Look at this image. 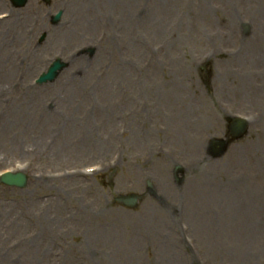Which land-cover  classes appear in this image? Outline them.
I'll return each instance as SVG.
<instances>
[{
  "label": "rangeland",
  "instance_id": "obj_1",
  "mask_svg": "<svg viewBox=\"0 0 264 264\" xmlns=\"http://www.w3.org/2000/svg\"><path fill=\"white\" fill-rule=\"evenodd\" d=\"M79 1L0 0L9 15L0 22V125L10 123V137L31 120L73 117L74 127L66 140L54 126L20 131L16 144L0 139V171L16 165L28 179L22 189L0 183V264H264V93H246L264 91V67L220 52L264 39V0H173L162 15L159 0H133L125 14L110 0H83L92 7L80 14ZM57 57L71 62L35 85ZM250 69L263 74L240 83ZM221 103L249 118L240 138L227 135ZM58 139L91 148L57 155L47 145ZM215 139L228 143L218 155ZM109 156L115 165L93 176L50 178ZM127 195L134 208L117 202Z\"/></svg>",
  "mask_w": 264,
  "mask_h": 264
},
{
  "label": "bare ground",
  "instance_id": "obj_2",
  "mask_svg": "<svg viewBox=\"0 0 264 264\" xmlns=\"http://www.w3.org/2000/svg\"><path fill=\"white\" fill-rule=\"evenodd\" d=\"M110 1L113 2V4L118 5V7L120 8L122 14L123 13L125 14V8L126 7H130L132 5V1L133 0H110ZM172 2H173V0H159L160 6L158 8V12L161 15L167 13L170 10V8H171ZM85 4L88 5V11H91L92 5L89 4V3H84L83 0H80L79 1V6H80V8H83L82 10H80V14H81V12H85V9H84ZM14 18L15 17H13V19L10 21V23H12V25L16 23V21H14ZM124 22L126 24L129 23V25H131V30H130V33H129V36H128L129 37V44H130L133 41V37H132V26H135V24H133L134 21L129 16H127L124 19ZM162 25H163V23L156 24V26L158 28H161ZM0 33H1V37H3L2 32H0ZM255 41H256L255 44H257V47H255V48H249L248 49V52L244 56V59L241 60V63H245V61H248L250 59H254V61H256V63H259V64H261L264 67V48L258 47V42L264 41V39H260V37H257L255 39ZM97 58H98V54H97V56L95 58H93L92 60L89 61L90 62V66L93 63V61L95 59H97ZM70 62L71 61H67L66 63L69 65ZM79 64H78L77 68H83V66L82 65H79ZM121 72H123V71L121 70ZM117 85H116L115 88H118ZM252 87H255V86H252ZM252 87H249V89L247 88V90H246V93H248V96L249 97L250 96H254V98H256V97H258L259 94L264 93L263 89H254ZM64 88H67V86H64ZM128 89H130L129 86H128ZM162 89L164 90V88H158V90H157L158 93L161 92ZM185 114H187V110H185ZM182 118H183V116H182ZM179 120H181V118H179ZM51 126L56 127L54 129L57 130V132H58V138L61 137V139L64 138L66 140L67 139V136H68V133L70 131H72L73 128H74L73 127V117L72 118H68V120H59V121H57V120L43 119V121L41 123H39L37 121H32V120H31V122L29 124H21L19 122V124H16L15 127H18L20 129V131H21V132L20 131L19 132L21 134H23V136H26L27 133L30 134V133H32V131H38L39 132V131H42L44 129H49L50 130L51 129L50 128ZM11 127L12 126L10 125V123L8 121H7V123H4V124H1L0 125V139H4V137H7L9 139V141H8L7 144H10V145L11 144H16L18 142L17 137H18V133H19V132H14V134H13L12 137L8 136V129H10ZM86 127L88 129H90L88 126H86ZM21 128H22V130H21ZM15 130H17V129H15ZM29 131H31V132H29ZM15 139H17V140H15ZM110 140L111 139L109 138L108 141H102L100 143L101 144L100 151H106L107 145H108V143H109ZM129 140H131V138H129ZM129 140H127L128 143H130ZM95 142H96V140L93 139L92 140V143L95 144ZM47 147H55L56 153H57V155H59V154H62V151H65L67 149L66 147H69L70 148L71 146H68V145L64 144L60 139H58L57 143H55L52 146H48L47 145ZM88 147H90V146H87L86 144H83L82 143V144L76 146V148L71 147L69 150H71L70 152L75 151V150L82 151V150H87ZM93 147H96V146L93 145ZM29 149L32 150V149H34V147L33 146L32 147H29ZM40 150L42 152H44V151L46 152V149L44 147H41ZM189 182L191 183V181H189ZM174 231H173V233H174ZM239 231H243V228H241ZM176 243H179V238L176 239ZM160 244H164L166 246V248H170L172 246L171 239H167L166 241H161L160 240ZM34 249H35V252L38 255V250L36 248H34ZM39 250L40 251L42 250L41 249V246L39 247ZM33 254H32V256H33ZM39 258H40V256H39Z\"/></svg>",
  "mask_w": 264,
  "mask_h": 264
},
{
  "label": "water",
  "instance_id": "obj_3",
  "mask_svg": "<svg viewBox=\"0 0 264 264\" xmlns=\"http://www.w3.org/2000/svg\"><path fill=\"white\" fill-rule=\"evenodd\" d=\"M53 69L51 70V72H53ZM230 131L233 133L234 136H238L244 131V126L239 124V123L233 122L230 125ZM15 184H17V183H15ZM18 184L21 185V182H19Z\"/></svg>",
  "mask_w": 264,
  "mask_h": 264
}]
</instances>
